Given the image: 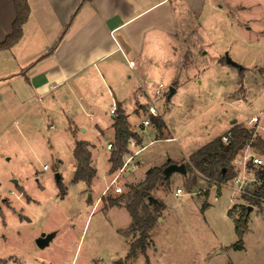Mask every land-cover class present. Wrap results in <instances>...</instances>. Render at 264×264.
Wrapping results in <instances>:
<instances>
[{
  "label": "rangeland",
  "instance_id": "obj_1",
  "mask_svg": "<svg viewBox=\"0 0 264 264\" xmlns=\"http://www.w3.org/2000/svg\"><path fill=\"white\" fill-rule=\"evenodd\" d=\"M176 20L181 24L174 35L146 42L140 62L129 70L132 79L126 78L135 91L124 104L128 124L142 143L133 152L144 147L120 175L109 172L113 129L107 89L99 111H84L72 95L31 103L0 88V264H264V200L251 204L245 194L234 195L236 204L253 210L243 248H233L239 241V214L229 213L236 206L230 202L235 178L220 194L217 183L190 169L162 179L150 195L163 207L145 201L150 212L160 214L149 245L132 257V216L126 207L109 206V198L131 196L129 188L152 168L171 161L190 165L191 155L224 135L234 120L244 127L264 112V0H208L200 18L177 14ZM226 54L244 70L227 64ZM172 86L176 93L168 101ZM154 98L161 130L148 111ZM145 119L151 124L143 126ZM77 141L93 145L97 174L90 186L74 182ZM178 188L182 193L175 196ZM44 233L54 236L40 248Z\"/></svg>",
  "mask_w": 264,
  "mask_h": 264
},
{
  "label": "crops",
  "instance_id": "obj_2",
  "mask_svg": "<svg viewBox=\"0 0 264 264\" xmlns=\"http://www.w3.org/2000/svg\"><path fill=\"white\" fill-rule=\"evenodd\" d=\"M27 2L30 14L21 39L12 48L0 50V54L8 53L0 56L6 60V65H0L1 90L6 88L16 98L26 95L31 103L46 99L53 103L72 95L82 110L99 111L105 88L127 120L124 104L135 92L126 86L127 76L132 79L130 63L140 62L146 42H160L174 35L181 24L177 14L200 18L208 7V0ZM15 17L14 0H0V42L11 33ZM93 115V111L89 113ZM111 118L113 129L115 115ZM114 137L113 129L107 149ZM141 144L136 142L134 147ZM134 147L128 151L133 153ZM142 148L135 151L136 155ZM263 206L261 203L260 208Z\"/></svg>",
  "mask_w": 264,
  "mask_h": 264
},
{
  "label": "trees",
  "instance_id": "obj_3",
  "mask_svg": "<svg viewBox=\"0 0 264 264\" xmlns=\"http://www.w3.org/2000/svg\"><path fill=\"white\" fill-rule=\"evenodd\" d=\"M16 17L12 24V31L4 41L0 42V50H6L16 45L22 37L23 26L27 22L30 7L27 0H14ZM244 70V68H243ZM153 123L158 129H162L164 123L161 117H155ZM151 120V122H152ZM113 129L115 132L114 142L112 143L111 155L109 162L111 168L110 173L118 172L123 167V155L128 152V143L131 138L135 139L138 144H141V138L137 133L130 129L127 117L122 111H119L114 118ZM232 142L225 145L222 142V136L217 137L206 146L199 149L191 155L190 165H186L190 171L200 173L201 176L213 180L217 183L218 194L221 193V184H226L235 176V169L233 162L241 150L250 144L257 153L264 155V138L255 137L245 127L235 124L231 127ZM74 157L77 161V168L75 171L74 182L84 181L90 186L93 179L96 177L97 169L93 165L91 147L87 142L77 141L74 149ZM172 161L161 166L152 168L146 175L145 180L129 189L130 194H125L119 198H109L110 207H126L132 216V224L130 229L133 233V242L130 244V252L128 257L135 256L137 251L145 253L149 245L150 235L154 229L155 223L158 221L160 214L152 213L147 209L145 201L148 200L151 191H153L162 179H165L164 169ZM188 171V170H187ZM261 177L263 172L259 173ZM192 183H196L193 179ZM21 191H23L21 189ZM255 197L244 196L251 204H260V198L264 199V184L259 186L254 191ZM126 199V203H124ZM124 203V205H122ZM151 205V204H150ZM156 208H162L163 203L158 202ZM247 205H236L229 210V213L236 212L239 216L235 219L236 233L239 241L233 246L235 249L243 248V237L248 231L249 215ZM113 264H121L120 261Z\"/></svg>",
  "mask_w": 264,
  "mask_h": 264
},
{
  "label": "built area",
  "instance_id": "obj_4",
  "mask_svg": "<svg viewBox=\"0 0 264 264\" xmlns=\"http://www.w3.org/2000/svg\"><path fill=\"white\" fill-rule=\"evenodd\" d=\"M130 67H133V63H130ZM162 88H163V85H161L160 88L157 90V94H161ZM156 98L151 100V103L148 106V111L150 115L152 116L161 117V113L158 111V108L155 103ZM109 112L112 115L117 114L118 104L115 100L111 103ZM150 124H151V120L149 119H145L142 121V125L144 126H148ZM244 127L253 134V138L255 137L262 138L264 136V112H261L257 115H253L251 118H249L246 121V124L244 125ZM222 142L225 145L231 144L232 142V130L231 129L228 130L224 135H222ZM135 143H136V140L131 138L128 143V150L129 148L134 147ZM111 148H112V143L108 145V149L111 150ZM136 153L137 152L131 153L130 151H128L127 153L123 155V167L121 171H123L129 166V164L132 162L133 158L135 157ZM233 165H234L235 171H237V177L234 176L237 189H236V186L234 189H231L232 190L231 198H230L231 203L234 202L235 198L233 197L234 195H236V193L245 194L244 196L255 197L254 191L259 186L264 184V176L261 177L259 174L260 172H263L264 174V155L257 153L255 149L250 144H248L243 150L239 152V154L237 155L236 159L233 162ZM43 169L47 171L49 167L45 165ZM117 178L118 177H116L113 180L112 184L116 183ZM228 183L221 184V186L227 185ZM251 186L252 187L256 186L257 188L253 190V192H249V187ZM108 189L109 188H107V190ZM115 191L117 193H122V188L119 186H116ZM181 193H182L181 188H178L175 192V196H178ZM261 200H264V199L260 198V201ZM232 204H235V203H232Z\"/></svg>",
  "mask_w": 264,
  "mask_h": 264
},
{
  "label": "water",
  "instance_id": "obj_5",
  "mask_svg": "<svg viewBox=\"0 0 264 264\" xmlns=\"http://www.w3.org/2000/svg\"><path fill=\"white\" fill-rule=\"evenodd\" d=\"M225 60H226V63L229 64V65H232L234 67H237L239 69H243V67L238 64L237 62H235L228 54H226L225 56ZM176 93V88L175 87H170L169 88V94L167 96L168 98V101H170V99L172 98V96ZM237 121L234 120L232 122V124L234 125ZM174 172H179V173H182V174H187V167H186V164L182 163V164H176V163H171L169 164L168 166H166V168L164 169V174H165V177L168 178L171 176L172 173ZM56 177H57V180H60L61 177H60V174L57 173L56 174ZM148 201L152 204H157L159 201L157 198H155L153 195H150L148 197ZM248 210L249 212H251L253 210V207L252 206H249L248 207ZM54 234L50 233V234H42L38 240H37V244L40 248H45L49 242L51 241V239L53 238Z\"/></svg>",
  "mask_w": 264,
  "mask_h": 264
}]
</instances>
